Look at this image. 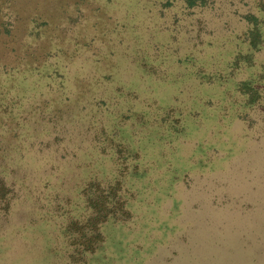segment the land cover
I'll return each mask as SVG.
<instances>
[{"label":"rangeland","instance_id":"obj_1","mask_svg":"<svg viewBox=\"0 0 264 264\" xmlns=\"http://www.w3.org/2000/svg\"><path fill=\"white\" fill-rule=\"evenodd\" d=\"M5 5L0 264H264V0Z\"/></svg>","mask_w":264,"mask_h":264},{"label":"trees","instance_id":"obj_2","mask_svg":"<svg viewBox=\"0 0 264 264\" xmlns=\"http://www.w3.org/2000/svg\"><path fill=\"white\" fill-rule=\"evenodd\" d=\"M184 1L188 5H195V4L202 3L205 0H184ZM6 3H7V0H0V39H1V41H3V43H8L10 41V38L7 37L8 33H6L9 30L8 23H13L14 22V19L17 16H19V14H20V13H17V11H13V13L12 12L11 13L9 12L8 13V16L11 17V18H8L7 20H4L3 21V19H1V18H2L3 14H4L3 9L7 7L5 5ZM32 15H34V17L35 16L36 17H41V16H43V11L42 10H37V11L33 12ZM252 17L255 19L254 16H252ZM252 30L254 31V29H252ZM5 34H7V35H5ZM252 35H253V37H255L253 33H252ZM91 220H92L91 222L95 223V221H93V217L91 218ZM74 221H76V220H74ZM98 221H100L99 218H98ZM74 224H76V222H74ZM76 231L78 233L77 236L82 240L83 249L84 250H92L94 248V246L91 243L92 241H90L91 239L89 237L86 238V240L89 239V241H86L85 239H82V238H84V237L87 236V231H83V229L81 231L78 228L76 229ZM93 235H95L99 239L100 231L97 229V224L96 223H95V228L93 230Z\"/></svg>","mask_w":264,"mask_h":264}]
</instances>
